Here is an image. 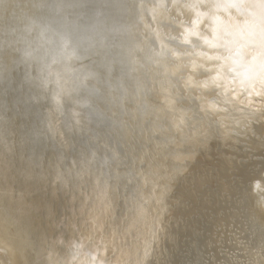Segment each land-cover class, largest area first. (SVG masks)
<instances>
[{
	"label": "bare ground",
	"instance_id": "1",
	"mask_svg": "<svg viewBox=\"0 0 264 264\" xmlns=\"http://www.w3.org/2000/svg\"><path fill=\"white\" fill-rule=\"evenodd\" d=\"M191 1L188 0V4H191ZM249 2L248 6L254 11L253 15H245V23L237 24L233 21L235 28L242 29L244 33L236 32L234 37L226 23L222 31L218 25L211 24L205 33L201 24L196 22L198 27L193 24L192 29L200 34L199 41L197 43L195 39L186 40L184 32V42H189L187 45L170 39L169 37L173 38L178 31L165 27V24L171 23L181 24L185 30L188 28L184 25L186 23L182 22L184 19L174 14L175 10L181 12L183 3L173 0L172 10H168L163 0L157 5L152 1L146 2L149 17L146 15L145 18V15H142V29L137 31L146 29L147 37L143 35V39L141 41L139 39L136 45L137 47L140 45L138 49L141 51L147 43L149 45L152 37L156 41V47L151 45L154 47L151 49L153 57L148 67L154 99L148 101L145 99V103L150 107V117L138 118L136 114L127 116V120H130L135 129L128 134L126 127L125 136L133 133L132 137L144 139V148L137 158L139 167L132 176L127 175L128 181L136 184L134 194L126 198V207L118 217L114 188L111 190L108 181L102 180L98 172L94 177L95 185L87 197L90 204L84 218V221L91 222L89 227H86V224L81 227L83 230L81 234L84 237L81 242L83 249L95 246L102 262L100 264H173L174 253L181 252L184 257L192 255L193 251L196 252L193 256L194 261L183 262V258L179 256L174 264H264V201H261L264 198V170L252 173L253 179L260 183L259 189L254 185L252 187L247 180L242 181L240 196L236 199L238 183L234 185V180L239 174L243 173L245 178L249 177L246 171L237 167L238 163L236 166L233 165L239 156L237 154L239 137L244 140L257 138L256 144L264 145V96H253L249 104L247 95L250 85L255 84L259 90L261 83L264 82V69L257 66L261 52L260 31L264 29V21L259 16L261 9L258 5L262 4L261 1L247 0V4ZM214 18H219V15H215ZM225 32L232 35L226 37ZM214 34L223 36L225 40L237 42L244 53V63L253 67L250 78L245 79L241 75L244 69L231 61L225 63L208 60L209 53L213 55L218 53L208 48L203 43V38L212 37ZM98 46H101L102 54L108 52V58L110 45L102 42ZM112 48L116 52L115 47ZM218 52L227 54L223 48ZM73 58L80 57L72 55L70 61ZM120 63L122 64V60ZM78 67H72L71 64L64 62L60 67L53 66L50 69V71L57 69V76L61 74L62 78V81H57V84L61 82L59 92H63L60 95L59 112L66 101V94L69 93L68 84L70 88L76 89L87 78ZM73 68H77V71L75 72ZM214 74H218L222 81L220 87H215L211 83ZM231 76L233 79H230ZM36 79L40 88H49L53 82L51 77H46L42 73H38ZM89 81L91 79L87 83ZM205 84L208 86L205 87ZM231 86L236 87L234 91ZM16 95L19 105L25 110L23 104L25 100H21L19 93ZM193 98L197 101L190 106L188 99L191 101ZM127 107L128 112H136L135 106ZM112 111L115 113V107ZM52 123L54 122L50 121V124ZM51 129L62 134L63 128L60 125L54 123ZM216 135H219L220 142L208 144ZM111 151L117 156L114 164L116 170L121 161L118 157L120 152L117 144L111 147ZM218 152L225 161L220 162L221 172L216 170L209 160ZM210 166L212 169L208 173ZM235 169L240 171L238 175H235ZM215 181H218V188L206 192L205 186ZM174 188L178 192L172 196L171 191ZM226 196L233 197L240 203L236 202V206L233 205L232 209L225 213L217 212L216 215L210 214V211L208 213V210L215 209L221 202L223 204L229 202ZM12 200L18 204L17 209ZM242 201L247 203L242 212L247 214L250 225L257 229H246L239 220L234 230L232 219L236 215V210L241 211ZM28 203L22 200V196L13 195L12 187L0 186V264L41 262L42 257L35 258L40 252L31 256L33 248L29 247L33 239L30 238L27 222H22L26 213L24 206ZM176 204H180L179 211L170 208ZM206 215L209 223L206 233L212 229L210 240H207L206 244L216 245V250L213 253L207 252L208 255L195 249L197 246L195 239L189 240L187 244L178 241L184 238L187 231L192 230L191 225L194 221H200L201 218L204 220ZM172 219L175 223L170 230ZM221 227H225L221 234L227 237L222 236L219 240L221 234L217 229ZM199 230L201 231V228ZM218 244H223L228 250L219 251ZM61 252L54 250L48 252L50 264H59L63 256ZM86 259L87 257L66 260V263L96 264Z\"/></svg>",
	"mask_w": 264,
	"mask_h": 264
},
{
	"label": "water",
	"instance_id": "2",
	"mask_svg": "<svg viewBox=\"0 0 264 264\" xmlns=\"http://www.w3.org/2000/svg\"><path fill=\"white\" fill-rule=\"evenodd\" d=\"M147 1L157 5L161 0H0V186L12 187L13 195L22 196L23 201L29 202L24 206L27 211H24L22 222H27L33 239L29 247L33 248L31 256L40 252L35 258L43 259L36 264H50L48 252L52 250L62 251L59 264H69L66 260L84 257L90 263H102L95 246L84 250L81 244L84 239L81 227L84 224L89 227L91 222L84 221L90 204L87 197L98 172L102 180L108 181L111 190L114 188L118 217L126 207V198L134 194L136 184L129 182L127 175L132 176L139 167L137 158L144 148V139L132 137L133 133L125 136L126 127L128 134L135 129L127 116L150 117V107L145 99H154L148 67L152 63L151 49L156 47V41L152 37L141 51L140 45H136L143 35L147 37L146 29L137 31L142 29V15L149 17ZM179 1L183 3L182 10L173 13L183 18L182 22L188 28L193 27L194 21L199 22L205 33L211 24L218 25L222 31L226 23L235 37L236 32L242 34L244 31L236 29L233 21L245 23L244 16L254 13L248 6L251 1L247 4V0H192L191 4L188 0ZM260 1L264 3V0ZM163 2L168 10H172L173 0ZM215 15L219 18H214ZM180 25L165 24L166 28L178 31L169 38L177 43H189L184 42L186 30ZM231 35L225 32L226 37ZM192 39L199 41L195 36ZM102 42L110 45L108 58V52L102 54L101 46H98ZM72 55L80 58L70 61ZM64 62L72 67L79 66L87 78L76 89L68 84L69 93L59 112L63 92H59L61 82L57 84V81L62 78L61 74L57 76V69H50L60 67ZM73 69L77 71V68ZM38 73L52 78L49 88L38 87ZM89 79L91 81L87 83ZM231 87L232 91L236 88ZM17 93L25 100V110L19 105ZM196 101L188 99L190 106ZM128 105L135 106L136 112H128ZM50 121L63 128L62 134L51 129L54 123L50 124ZM256 139L239 137L238 151L245 148L252 152L264 150V145L258 146ZM216 142H220L219 135L208 144ZM114 144H117L121 158L116 170L117 156L111 151ZM257 162H261L258 170H264V162ZM45 165L47 170H44ZM17 172L26 187L33 183L53 186L48 197L54 211L37 196L28 198L25 193L30 192V188L22 187L16 192L14 186L8 185ZM248 175L246 180L253 187L254 175ZM209 187H205L206 192L216 190ZM174 190L172 196L177 193L176 189L173 194ZM31 191L35 190L32 188ZM12 202L17 209L16 201ZM242 204L241 211L234 215V227L240 220L246 229H257L242 212L247 203L242 201ZM40 208H44L43 213ZM170 208L179 211L180 204ZM40 214L45 223L36 231L34 219ZM65 215L70 216L64 223L66 228L60 224ZM173 223H170V230ZM195 249L200 251V246ZM81 250L84 251L79 253ZM187 260L194 261L193 256L184 258L183 262Z\"/></svg>",
	"mask_w": 264,
	"mask_h": 264
},
{
	"label": "rangeland",
	"instance_id": "3",
	"mask_svg": "<svg viewBox=\"0 0 264 264\" xmlns=\"http://www.w3.org/2000/svg\"><path fill=\"white\" fill-rule=\"evenodd\" d=\"M218 150H222L223 151L224 149L218 148ZM237 154L239 156L235 159L233 165L236 166V164L238 163L237 164V167H239V169H242L243 171H246L247 174H252V173L258 171V169H259V164L258 163H261V162H257V161L262 160V162H264V150L252 152V150H249V149H246L245 148L242 151H237ZM215 155H216L215 157H211L209 159L212 162L210 164H213V167L216 170H219V172H221L220 162H222V163L225 162L224 161V158L222 157V155L219 152L216 153ZM51 163H53V161H51ZM46 166L47 165L44 166V170H47V167ZM210 169H212L211 166L208 168V171H209L208 173H210ZM238 172H240V171L237 170V169H235V175H238ZM224 175H226V174H224ZM20 176H21L20 173H18L14 180H10V182L8 183V185L11 184L12 186H14L16 192H17V189L19 190V188H22V187L25 188V189H27V190L30 188V192L27 193L28 194L27 195L28 198H31L32 199V198H34V197L37 196L40 199V202H42L45 205L46 204L49 205L51 207V209L53 210L54 205H53V203L50 201V199L48 197V193L50 192L51 189H53V186L48 185L46 183L45 184L46 187H45V185L44 186H39L38 184L33 183L32 185L26 187V184L23 181H21L22 179L20 178ZM240 176L241 175L239 174V176L236 177V180H234V185L238 183V190H237L238 196L236 197V199L239 198V196H240L239 190L242 189V185L240 183L241 181L239 179ZM52 178H51V180H52ZM51 180H50V182H51ZM208 185H210L209 189H211V188L217 189L218 188V181H215L212 184L209 183ZM208 185H206L205 187H207ZM32 188L35 191H31ZM176 192H178V190ZM52 193H56V192L53 191ZM174 193H175V190L173 191V194ZM198 199L201 200L200 197ZM236 199L233 198V197H231V198L229 197L230 202H224V204L221 202L215 209L208 210V213L210 211V214H215L216 215L217 212H219V213L228 212V211H230L232 209V206L233 205H234V207L236 206V202H239L240 203V201H237ZM233 201H234V203H233ZM196 204H197V202L194 204V206H196ZM40 209H41V211L43 213V211H44L43 209L44 208H40ZM237 211L238 210H236V212ZM68 216L69 215H65L63 217L61 223H60V224L63 225L64 228H66L64 226V223H65V221L68 220ZM207 219H208V217L206 215L205 218H204V220L201 218L200 221H196V222L194 221V223L191 225L192 230L191 231H187L186 232V235L184 236V238L179 239L178 241L179 242H182L184 244H187L189 240L195 239V241L197 243V248L200 246L199 253H204V255H208L207 252L213 253L216 250L215 249L216 245L210 246V243L206 244V241L207 240H210L209 239V235L211 234V231H212V229H211L210 232L206 233V228L209 225ZM233 220H234V218L232 219V225H233V228L235 230L236 227H234ZM34 223L36 225V231L37 230L39 231L40 228L45 223L44 217L41 214L38 217L36 215L35 216V219H34ZM174 223H173V225H174ZM199 228H201V231L199 230ZM224 230H225V227H221V228H218L217 229V231H219L220 234L222 232H224ZM222 236H226V235L221 234V236L219 237V240H220V238ZM216 237H217V235H216ZM218 248H219V251H225L226 252L228 250L227 248H225V246L223 244H218ZM183 254H184V252H183ZM195 254H192V255L191 254H188V255H186V256L183 257L181 255V252L174 253L173 254V256H174V258H173V264L178 261L179 256L184 259V258H186L188 256H194ZM34 264H36V263H34Z\"/></svg>",
	"mask_w": 264,
	"mask_h": 264
},
{
	"label": "snow or ice",
	"instance_id": "4",
	"mask_svg": "<svg viewBox=\"0 0 264 264\" xmlns=\"http://www.w3.org/2000/svg\"><path fill=\"white\" fill-rule=\"evenodd\" d=\"M260 7L261 12H260V19L264 21V3L258 5ZM194 26L198 25L196 22H193ZM200 38V34L198 32L193 31L192 28L186 29V40H191L193 37ZM260 48L261 52L260 55L258 56L259 63L258 67L264 69V29H261L260 31ZM203 43L210 49L216 51L218 54L213 55L212 53H209L208 55V60L209 61H223L227 63L228 61H231L234 65L240 66L244 69L243 73L241 75L245 78L248 79L251 77L253 73V67L249 66L244 63V53L241 49V47L237 44L235 40H225L223 36L219 34H214L212 37H204L203 38ZM223 48L225 52L227 53L226 55L223 53H219L218 50ZM211 83L215 87H220L222 81H220V77L218 74H214ZM205 87L208 85L205 84ZM227 90V89H226ZM235 96L236 94L233 93ZM247 95L249 97V104H251V98L253 96L260 97L264 96V82L261 83V87L259 90H257L255 84L250 85L249 90L247 92ZM240 181H245V176L242 173L240 176ZM254 186L259 189L260 183L259 181H255ZM261 201H264V198L261 199Z\"/></svg>",
	"mask_w": 264,
	"mask_h": 264
}]
</instances>
